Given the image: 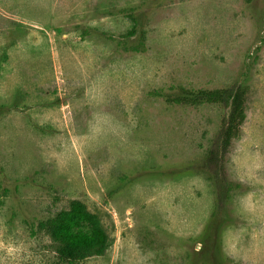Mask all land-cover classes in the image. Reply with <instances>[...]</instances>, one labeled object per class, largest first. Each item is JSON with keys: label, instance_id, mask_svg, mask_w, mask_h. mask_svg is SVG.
Returning <instances> with one entry per match:
<instances>
[{"label": "rangeland", "instance_id": "1", "mask_svg": "<svg viewBox=\"0 0 264 264\" xmlns=\"http://www.w3.org/2000/svg\"><path fill=\"white\" fill-rule=\"evenodd\" d=\"M237 86L213 164L229 107L167 97ZM73 200L110 244L66 264H264V0H0V264L60 263Z\"/></svg>", "mask_w": 264, "mask_h": 264}, {"label": "trees", "instance_id": "2", "mask_svg": "<svg viewBox=\"0 0 264 264\" xmlns=\"http://www.w3.org/2000/svg\"><path fill=\"white\" fill-rule=\"evenodd\" d=\"M170 102L179 104L219 103L229 107L228 117L208 152L209 162L216 164L227 154L233 139L241 133L245 123L247 89L242 86L211 90H184L181 95L169 96ZM220 196L228 195L229 185L219 175ZM216 179V178H215ZM56 244L61 258L57 264L74 263L94 255H103L109 248L110 238L99 216L91 212L80 200H73L70 208L59 211L54 218L41 223Z\"/></svg>", "mask_w": 264, "mask_h": 264}]
</instances>
